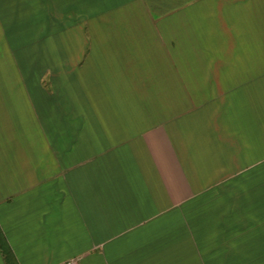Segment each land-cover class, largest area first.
<instances>
[{"label":"crops","instance_id":"0c3cea01","mask_svg":"<svg viewBox=\"0 0 264 264\" xmlns=\"http://www.w3.org/2000/svg\"><path fill=\"white\" fill-rule=\"evenodd\" d=\"M0 238L264 264V0H0Z\"/></svg>","mask_w":264,"mask_h":264},{"label":"trees","instance_id":"16d2710c","mask_svg":"<svg viewBox=\"0 0 264 264\" xmlns=\"http://www.w3.org/2000/svg\"><path fill=\"white\" fill-rule=\"evenodd\" d=\"M0 247H1L2 251H3L4 256H5L6 263L7 264H16V262L14 261L12 255L5 250V246H4L3 241H2L1 238H0Z\"/></svg>","mask_w":264,"mask_h":264},{"label":"rangeland","instance_id":"374dc122","mask_svg":"<svg viewBox=\"0 0 264 264\" xmlns=\"http://www.w3.org/2000/svg\"><path fill=\"white\" fill-rule=\"evenodd\" d=\"M24 49H25V47H24ZM34 49H35V51H40L42 53V46L36 45V46H34Z\"/></svg>","mask_w":264,"mask_h":264},{"label":"built area","instance_id":"2783aa9c","mask_svg":"<svg viewBox=\"0 0 264 264\" xmlns=\"http://www.w3.org/2000/svg\"><path fill=\"white\" fill-rule=\"evenodd\" d=\"M65 264H77V262L75 260H70V261L66 262Z\"/></svg>","mask_w":264,"mask_h":264}]
</instances>
